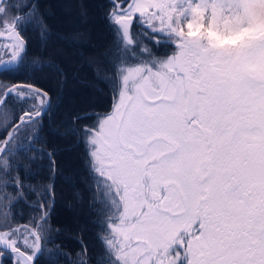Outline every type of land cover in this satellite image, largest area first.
Instances as JSON below:
<instances>
[{
  "label": "snow or ice",
  "instance_id": "6c2138e0",
  "mask_svg": "<svg viewBox=\"0 0 264 264\" xmlns=\"http://www.w3.org/2000/svg\"><path fill=\"white\" fill-rule=\"evenodd\" d=\"M98 7L112 39L85 53L0 0V264H264V0Z\"/></svg>",
  "mask_w": 264,
  "mask_h": 264
},
{
  "label": "trees",
  "instance_id": "16d2710c",
  "mask_svg": "<svg viewBox=\"0 0 264 264\" xmlns=\"http://www.w3.org/2000/svg\"><path fill=\"white\" fill-rule=\"evenodd\" d=\"M41 5V11L50 25L53 35V43L56 47L64 48L67 51H72L67 43L61 39H57V36H63L74 31H80L87 34L86 40L82 42V50L85 53L91 52L94 45H101L109 43L112 39L108 26L103 20V11L98 7L100 4L107 3V0H38ZM87 5L86 17L81 16V5ZM146 27V26H145ZM136 30L143 35L144 27L137 25ZM30 46L35 49L39 45V37L37 35V29L35 25H32L25 32ZM149 47H153V50L157 53H163L170 51L168 48L154 46L151 41L148 42ZM0 57L2 54L0 52ZM86 74V73H83ZM25 76L17 77V80H24ZM46 86L55 88L54 82L46 84ZM111 104L110 95L105 92L100 100L101 107H108ZM16 112H19V108H16ZM27 213L23 217H17L21 223L27 221ZM71 219V213L64 205L63 200H58L56 212L53 216L51 223L53 226H59L67 224ZM61 239L65 244V248L68 251V260L71 262L75 257L72 255L73 250L78 251V246L68 234H64Z\"/></svg>",
  "mask_w": 264,
  "mask_h": 264
},
{
  "label": "water",
  "instance_id": "95a60500",
  "mask_svg": "<svg viewBox=\"0 0 264 264\" xmlns=\"http://www.w3.org/2000/svg\"><path fill=\"white\" fill-rule=\"evenodd\" d=\"M13 39V37L9 33L0 34V40H9Z\"/></svg>",
  "mask_w": 264,
  "mask_h": 264
},
{
  "label": "rangeland",
  "instance_id": "374dc122",
  "mask_svg": "<svg viewBox=\"0 0 264 264\" xmlns=\"http://www.w3.org/2000/svg\"><path fill=\"white\" fill-rule=\"evenodd\" d=\"M150 11H153L152 9H150ZM137 15H139L138 13H137ZM5 33H7V32H5ZM8 44L10 45V42H4L3 43V47H7L8 49H10V47L8 46ZM5 50H6V48H4V56L3 57H5Z\"/></svg>",
  "mask_w": 264,
  "mask_h": 264
}]
</instances>
